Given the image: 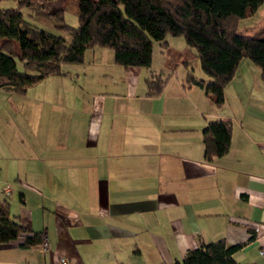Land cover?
<instances>
[{
  "label": "crops",
  "instance_id": "obj_1",
  "mask_svg": "<svg viewBox=\"0 0 264 264\" xmlns=\"http://www.w3.org/2000/svg\"><path fill=\"white\" fill-rule=\"evenodd\" d=\"M105 49H84L80 63L61 64V74L22 94L0 91L10 105L0 102V114L30 117L0 121V200L24 231L48 241L45 250L19 238L2 243L0 264H171L217 239L240 244L230 254L237 264H264L257 253L264 244L258 72L250 87L260 97L244 93L259 119L240 106L235 73L222 91L223 103L234 97L233 107L223 112L208 105L201 87L185 85L187 74L206 77L181 56L174 55L172 69L167 57L154 64L152 56L148 68H123ZM149 74L165 79L155 96L145 95ZM225 118L227 150L203 159L202 128Z\"/></svg>",
  "mask_w": 264,
  "mask_h": 264
},
{
  "label": "trees",
  "instance_id": "obj_2",
  "mask_svg": "<svg viewBox=\"0 0 264 264\" xmlns=\"http://www.w3.org/2000/svg\"><path fill=\"white\" fill-rule=\"evenodd\" d=\"M10 1L14 6H0V89L14 94L24 93L47 75L61 74L63 63H80L83 50L93 46L110 49L112 62L123 68H148L152 41H161L164 46L166 34L181 36L187 46L194 48L206 79L187 74L185 85L201 87L216 107L223 103V87L233 77L241 58L257 67L264 84V25L250 35L237 31L238 21L252 15L264 0H74L75 26L64 22L65 7L50 9V0ZM21 8L69 38L31 24ZM175 56H181L180 52ZM172 61H164L170 69L175 66ZM144 84L145 95L155 96L165 79L149 74ZM230 127L228 118L207 121L200 132L203 159L210 160L227 150ZM247 230L249 240H253L252 227ZM21 232L24 237L20 245L40 244L41 233L24 231L17 217L9 214V202L0 200V244ZM238 247L240 244L225 245L223 239L199 242L187 257L171 264H237L230 254Z\"/></svg>",
  "mask_w": 264,
  "mask_h": 264
},
{
  "label": "rangeland",
  "instance_id": "obj_3",
  "mask_svg": "<svg viewBox=\"0 0 264 264\" xmlns=\"http://www.w3.org/2000/svg\"><path fill=\"white\" fill-rule=\"evenodd\" d=\"M49 5H50V9L56 7H65V9L63 10L64 22L70 26L76 25V19H75L76 8H75L74 0H50ZM0 6L1 7L14 6V1H10V0L1 1ZM21 12L25 20L35 25L36 27L44 29L48 32H52L57 35H61L65 39L69 38V36L65 32L58 31L45 20H40L36 17L29 15V10L27 8H21ZM263 25H264V2L258 6V8L255 10V12L252 15L238 21L237 31L240 34L250 35L252 32H254L255 29ZM162 41L165 42L164 46L160 45L161 41H152L151 56L153 57L154 64L163 61V59L166 57L172 59L176 52H180L181 57L186 59V64H188V69L190 71H194V74H197L198 72L202 73L198 67L197 58L194 55L195 53L194 48L187 46L184 43L181 36H171L169 34H166L163 37ZM14 48L15 50H17L15 44H14ZM105 51L111 52L109 49H105ZM16 66L18 69L21 68L20 63L18 61H16ZM257 72H258L257 67L251 64L246 58H241L239 60L238 67L235 72L237 78L236 77L234 78V81L232 82V87L234 89V94L241 102L240 106L244 108L245 112L251 113L253 114V116H256L258 118L260 116H258L257 113L253 111V106L250 100L246 98L244 93V89L246 90V93L249 94L256 93L255 91H253L250 85L252 87L254 86V89L256 88L255 78L257 79ZM257 83H260L259 80ZM1 93L4 92H0V102L4 103V107L10 106L6 104L7 101L5 100L4 97H2ZM228 94H229L228 96L229 98L231 93L228 91ZM254 96L260 97V95L258 94L256 95L254 94ZM234 100H235L234 97L231 95L229 100L226 101L225 103H222L219 107H216L212 102H210L209 99H207V103L208 105H210V107H212V109H214L215 107V110L218 109L223 112H227L229 108L232 109L233 106L231 104ZM9 104L11 103L9 102ZM8 114L9 115H6L5 113L0 114V121H28L30 119V117L26 118L14 112L8 111ZM2 144L3 147H0V150L3 151V153H5L6 147L4 146L3 140H2ZM0 157H1L0 161L6 160L3 159V156L0 155Z\"/></svg>",
  "mask_w": 264,
  "mask_h": 264
},
{
  "label": "built area",
  "instance_id": "obj_4",
  "mask_svg": "<svg viewBox=\"0 0 264 264\" xmlns=\"http://www.w3.org/2000/svg\"><path fill=\"white\" fill-rule=\"evenodd\" d=\"M2 191H3L5 194H7V193L9 192V186H8V185H4ZM250 226L252 227L253 232H254V234H255V232H256V224H252V225H250ZM23 237H24V233L21 232V233H19V234L17 235L16 239L19 238L20 241H22V240H23ZM254 238H255V237H254ZM39 245H40L41 249H43V250H45V249L48 248V241H47V238H46V236H45L44 233H41V235H40V244H39ZM257 253H258V255H260V256H264V244H259V245H258ZM65 263H66V262H65V260H64L63 258H60V259H59V264H65Z\"/></svg>",
  "mask_w": 264,
  "mask_h": 264
}]
</instances>
